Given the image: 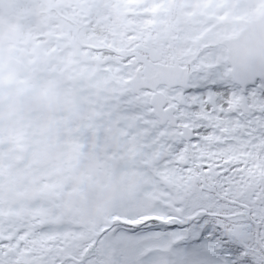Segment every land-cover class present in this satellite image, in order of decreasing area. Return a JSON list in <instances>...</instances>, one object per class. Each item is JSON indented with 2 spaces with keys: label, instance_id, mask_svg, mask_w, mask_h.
<instances>
[{
  "label": "snow or ice",
  "instance_id": "6c2138e0",
  "mask_svg": "<svg viewBox=\"0 0 264 264\" xmlns=\"http://www.w3.org/2000/svg\"><path fill=\"white\" fill-rule=\"evenodd\" d=\"M0 264H264V0H0Z\"/></svg>",
  "mask_w": 264,
  "mask_h": 264
}]
</instances>
